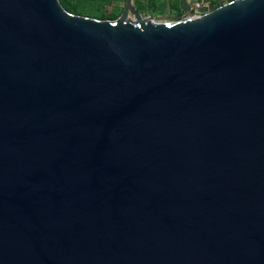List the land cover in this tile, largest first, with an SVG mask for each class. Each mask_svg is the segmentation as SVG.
<instances>
[{
  "label": "water",
  "instance_id": "95a60500",
  "mask_svg": "<svg viewBox=\"0 0 264 264\" xmlns=\"http://www.w3.org/2000/svg\"><path fill=\"white\" fill-rule=\"evenodd\" d=\"M0 264H264V0H0Z\"/></svg>",
  "mask_w": 264,
  "mask_h": 264
},
{
  "label": "rangeland",
  "instance_id": "374dc122",
  "mask_svg": "<svg viewBox=\"0 0 264 264\" xmlns=\"http://www.w3.org/2000/svg\"><path fill=\"white\" fill-rule=\"evenodd\" d=\"M60 6L68 8L65 11L78 17L105 20V18H119L125 6V0H58ZM109 21V20H108ZM113 21V20H111ZM131 22V11L128 13Z\"/></svg>",
  "mask_w": 264,
  "mask_h": 264
},
{
  "label": "crops",
  "instance_id": "0c3cea01",
  "mask_svg": "<svg viewBox=\"0 0 264 264\" xmlns=\"http://www.w3.org/2000/svg\"><path fill=\"white\" fill-rule=\"evenodd\" d=\"M190 2L192 0H185ZM205 1V0H203ZM223 3H227L230 0H222ZM133 5L140 9V13L143 16L150 12L155 17H161L164 15H170L174 17L179 13L180 0H132ZM210 3H216L217 0H209Z\"/></svg>",
  "mask_w": 264,
  "mask_h": 264
},
{
  "label": "built area",
  "instance_id": "2783aa9c",
  "mask_svg": "<svg viewBox=\"0 0 264 264\" xmlns=\"http://www.w3.org/2000/svg\"><path fill=\"white\" fill-rule=\"evenodd\" d=\"M194 1V10L203 6V0H193Z\"/></svg>",
  "mask_w": 264,
  "mask_h": 264
},
{
  "label": "trees",
  "instance_id": "16d2710c",
  "mask_svg": "<svg viewBox=\"0 0 264 264\" xmlns=\"http://www.w3.org/2000/svg\"><path fill=\"white\" fill-rule=\"evenodd\" d=\"M66 11H69V9L68 8H64ZM138 11H140V9L138 8V6H137V8H136ZM115 18H105V20H109V21H111V20H114Z\"/></svg>",
  "mask_w": 264,
  "mask_h": 264
}]
</instances>
